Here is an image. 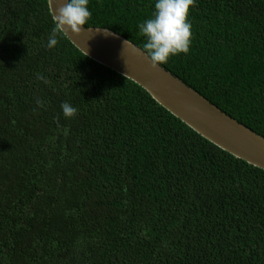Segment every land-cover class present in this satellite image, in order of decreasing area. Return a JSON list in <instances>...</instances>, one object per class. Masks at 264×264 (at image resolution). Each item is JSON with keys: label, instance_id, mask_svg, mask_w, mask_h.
Returning a JSON list of instances; mask_svg holds the SVG:
<instances>
[{"label": "trees", "instance_id": "1", "mask_svg": "<svg viewBox=\"0 0 264 264\" xmlns=\"http://www.w3.org/2000/svg\"><path fill=\"white\" fill-rule=\"evenodd\" d=\"M154 3L89 0L85 26L143 49ZM189 19L162 66L264 136V0H194ZM54 26L49 0H0V264H264V169L64 32L47 48Z\"/></svg>", "mask_w": 264, "mask_h": 264}, {"label": "water", "instance_id": "2", "mask_svg": "<svg viewBox=\"0 0 264 264\" xmlns=\"http://www.w3.org/2000/svg\"><path fill=\"white\" fill-rule=\"evenodd\" d=\"M60 0H49L50 11ZM83 53L134 80L175 116L222 149L264 169V136L224 112L164 66L153 67L145 50L107 27L63 31ZM128 43L124 45V41Z\"/></svg>", "mask_w": 264, "mask_h": 264}, {"label": "clouds", "instance_id": "3", "mask_svg": "<svg viewBox=\"0 0 264 264\" xmlns=\"http://www.w3.org/2000/svg\"><path fill=\"white\" fill-rule=\"evenodd\" d=\"M89 0H60L54 9L55 26L49 36L46 47L57 45V33L71 31L79 34L92 15L88 7ZM194 0H155L152 15L138 24L145 38L143 49L153 67L164 65L170 57L187 54L192 42V24L189 19L190 7ZM128 40L124 41V45ZM65 118L77 114V108L65 101L61 104Z\"/></svg>", "mask_w": 264, "mask_h": 264}]
</instances>
